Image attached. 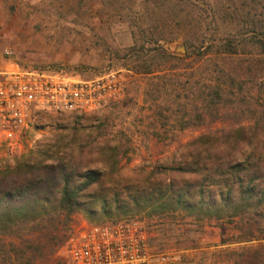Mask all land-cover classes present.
I'll return each mask as SVG.
<instances>
[{"label": "trees", "instance_id": "16d2710c", "mask_svg": "<svg viewBox=\"0 0 264 264\" xmlns=\"http://www.w3.org/2000/svg\"><path fill=\"white\" fill-rule=\"evenodd\" d=\"M63 1L71 11L88 5ZM103 1L129 24L132 44L114 55L149 78V110L165 136L172 118L173 133L203 131L128 182L119 173L127 147L123 162L103 135L87 141L102 140L100 160L53 144L12 167L0 161V264H50L78 214L91 226L141 217L227 224L236 244L259 243L229 259L264 264V0ZM179 39L185 56L171 53Z\"/></svg>", "mask_w": 264, "mask_h": 264}, {"label": "rangeland", "instance_id": "374dc122", "mask_svg": "<svg viewBox=\"0 0 264 264\" xmlns=\"http://www.w3.org/2000/svg\"><path fill=\"white\" fill-rule=\"evenodd\" d=\"M87 1L88 5H83L81 10L71 11L68 9L71 4L63 0H0V69L18 64L23 68L84 77L121 71L124 76L122 98L93 114L33 117L20 135V147L15 153L0 149V161L12 167L14 159L20 155L36 153L53 144L65 147L64 152L71 149L74 156L78 148L83 149L85 160H100L98 150L104 145L102 140L98 141L101 144L97 148L90 147L87 141L91 135H103L110 147L118 149L123 162L127 160L121 153L127 147L131 162L123 167L122 162L119 173L123 181L128 182L142 175L144 170L148 171L151 164L171 153L178 143L199 136L203 130L173 133L172 118L165 136L156 121L157 116L149 110L151 97L145 93L149 78L133 73L129 63H123L114 55L116 49L122 55L132 44L129 24L117 22L111 2ZM180 41L171 45V51ZM5 51L11 54L5 55ZM103 123L104 129L101 128ZM230 123L216 127H228ZM156 129L158 137L152 135ZM136 221L145 233L149 249L170 258L165 264H234V259L228 256L231 251L259 244H236V231L227 224L210 223L200 228L189 222L171 224L148 217ZM89 225L82 214L76 215L69 239ZM67 242L50 264H69L64 249Z\"/></svg>", "mask_w": 264, "mask_h": 264}, {"label": "built area", "instance_id": "2783aa9c", "mask_svg": "<svg viewBox=\"0 0 264 264\" xmlns=\"http://www.w3.org/2000/svg\"><path fill=\"white\" fill-rule=\"evenodd\" d=\"M123 85L121 71L84 77L15 64L0 69V149L15 153L36 113L97 112L122 98ZM64 249L69 264H165L170 259L149 249L136 220L84 226Z\"/></svg>", "mask_w": 264, "mask_h": 264}, {"label": "water", "instance_id": "95a60500", "mask_svg": "<svg viewBox=\"0 0 264 264\" xmlns=\"http://www.w3.org/2000/svg\"><path fill=\"white\" fill-rule=\"evenodd\" d=\"M171 53L173 55H177V56H185L186 54V49H185V45L183 43V41H180L177 46H175L174 50L171 51Z\"/></svg>", "mask_w": 264, "mask_h": 264}]
</instances>
